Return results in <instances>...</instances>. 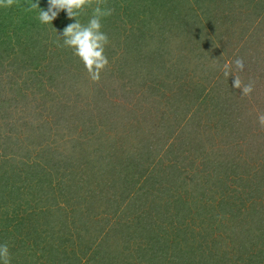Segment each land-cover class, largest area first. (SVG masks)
<instances>
[{
    "label": "rangeland",
    "instance_id": "1",
    "mask_svg": "<svg viewBox=\"0 0 264 264\" xmlns=\"http://www.w3.org/2000/svg\"><path fill=\"white\" fill-rule=\"evenodd\" d=\"M25 1L27 2V0H23V2L0 0V30L4 29V32L9 31L10 34L6 17L9 14L18 15L14 12L13 5H26L22 14L25 19H29L33 13L36 16L38 9L28 10V5L32 0L29 3H25ZM131 1L136 2V0H91L90 6H86L81 13L80 20L84 23L91 15L92 8L97 4L101 7L112 8V15L105 18L110 23L105 24H108V28L113 26L117 30L116 38L120 40H123L125 36L128 38L126 45L120 44L119 47H116L115 39L112 35H110L111 39L108 36V44L112 43V45L107 57L109 63L105 68L110 69H108V76L105 78L109 80L104 81L107 84L102 91L103 94L99 93L101 103L96 102L97 96L92 89L95 81L89 79L88 73L79 62V64L76 63L81 75L72 77L75 80L74 86L68 84L69 81L65 85L62 82L58 84L56 80H49L48 75L40 72L39 68H36V75H27L24 70L29 67V63L28 66L19 63L22 62V58H18L9 66L5 62L6 72H0V108L6 109V119L0 124V193L3 191L4 194L9 193L5 184L9 185L17 177L20 180L18 182L21 185L20 191L37 188L36 179L38 177L34 179L31 174L27 176L24 169L27 165L23 166V159L28 162L26 164L42 162L34 161V156L27 154L32 143H42L41 148H47L53 153L65 152L66 149H70V146L75 147L76 144L79 145L78 143L85 141L92 131L96 133V131L106 129L104 131L106 134L97 139L93 137L92 140H95L96 147L101 144L102 149L92 154L90 161L85 155H81V159L76 161L81 165L77 168H73L76 164L71 166L73 171L69 174L73 176L72 189L74 190L71 191L76 192L74 196H81L82 200L79 202L70 201L66 200L64 196L65 198L52 202L50 196L55 193L43 194L42 199L45 203L58 204L62 211H48L46 207L42 206L40 211L43 213L42 216L31 217L33 218V226H31V223L26 222L29 219H25L24 223L20 224L19 217L23 214L22 211L19 210L17 216L11 215V209L14 207L9 204L11 199L7 201L6 196L0 202V211L2 209L0 212V237L2 236L1 231L6 230L5 226L8 223L15 225L16 228L19 227V233H9L0 239V242L7 241L9 238L11 241L22 240L24 229L30 228L28 233L35 234L38 225L37 235L31 233L24 238L31 240L32 246L37 248L33 251L31 264H65L64 260L68 256L72 258L71 264H139L137 262L140 260L137 261L135 257L139 255L140 249H146L147 239L156 232L159 235L165 258H169V261L167 260L164 264H175L172 251H176L173 250V247L177 240L181 249L187 242L191 243L193 240L206 241L209 244L208 255L205 257H198V253H195V256L188 255L186 258L179 250L176 253V256L179 257L177 264H264V122H262V118H264V39L262 38L263 40L260 41L252 37L257 34L248 35L245 30L244 39L239 43L237 36L232 33L230 36L228 35V39L233 40L229 44L216 40L213 42L215 49L213 47L207 49L206 55L213 56L209 60L212 67L209 72L197 74L198 72L186 73L185 71L182 73L187 81L182 91L184 94L190 91L199 94L201 90L198 91L195 88H202L198 102L201 104L200 109L205 117L200 118L202 123H199L200 127L204 123V127L209 125L211 128H214L216 123L220 126L226 124L227 134L229 130L231 132L229 138L222 137L221 141L211 138L207 142L208 134H205V131L201 132L200 129H195L194 123L190 124L188 121L185 123L184 119L179 120L180 118L175 117L172 108L164 106L166 103L164 96H166L168 88L164 87L165 78L161 76L162 74L155 77L156 74L153 75L152 72L151 75L132 77L125 69H122L124 65L122 60L129 65L132 73L137 68L134 59L129 58L126 61L124 54L120 56L122 50L132 53L129 52L131 47L137 46L135 39L133 40L136 34V26L133 25L137 20H141V17H134V7ZM226 1L230 12L233 11L238 15L236 20H239L238 17L247 18L243 16V13L246 7L252 5V0ZM261 1L262 4L259 5L261 9L246 11L249 12L248 18L251 17L250 24L255 17H258L257 14L260 17L264 16V0ZM33 2H37V0H33ZM46 5L47 0H38L40 8H46ZM216 10L214 8L213 11ZM261 11L263 12L259 14L258 12ZM57 18L49 25L37 23L39 25L38 32L42 27L38 34L41 36V41H44L42 37H45L49 54L52 49L56 50L60 47V38L57 36V32L59 33L63 29L61 27L66 25L64 23L70 20L63 10ZM245 19H242L243 23ZM58 21L63 24L59 25ZM197 21L202 25L206 19L199 17ZM123 25L124 27H122ZM248 26L250 28V25ZM221 31L223 30L221 29ZM130 32L132 33L130 34ZM2 37L4 38V36ZM235 40H237L236 48L233 46ZM246 47L252 48L250 54L247 53ZM239 48L243 50L242 57L246 58L243 60V70H238L233 63L236 59H240ZM227 52L231 53L229 56L231 61H228L229 74H225L228 78V89L221 86V81L226 77L223 78L221 72L213 74L215 66L219 62L216 61L217 58L221 55L223 61ZM245 54H248L247 57ZM9 55L7 56L9 57ZM74 59L77 60L75 57ZM149 61L150 59L146 57L144 67L150 65ZM131 64L132 66H130ZM223 66L225 64L222 65V68ZM3 67L5 66L3 65ZM194 78L199 80L191 82V79ZM234 78L240 82L239 87L233 85ZM8 81L18 83L20 94L16 93L15 88H12ZM109 81H111L110 84H108ZM247 83L252 86V92L244 94L242 89L248 85ZM197 85L200 87H196ZM61 87L62 89H60ZM236 94H241L238 96L243 97L241 104L244 103L243 100L252 99L250 104L243 105L247 116V119H243L246 120L245 123L240 122L239 115L236 117L234 115L236 111L234 105H237L240 98H235ZM217 102L222 106L216 107ZM64 103H66V112L57 111L58 105ZM67 103L68 105L72 104L70 108L72 111H69ZM97 110L114 114L111 116L112 119L109 118L110 128H106L108 127L106 121L103 122L106 118L102 120L96 116ZM34 113L45 115L50 122L49 130L37 142L28 140L23 130L17 129L19 123L33 116ZM79 116H83L80 118L82 120H78ZM224 116H228V118H224ZM96 120L100 121L96 122ZM76 123H81L82 126ZM173 124L175 126H171ZM14 139L17 144L11 143ZM198 140L201 142L197 145ZM204 151L208 152L206 156ZM117 155L118 157H116ZM105 159H114L116 164L123 159V164L136 165L143 169V178L147 179V182L146 184L142 181L138 182L135 188L132 187L131 194L141 193L150 187L147 191L155 197V200L152 201L157 207L153 208L152 201L150 203L141 202L139 204H143V207L138 208L139 205L136 201L127 202L128 197H124L122 200L121 196L125 188L120 185V182H118V186H116L117 182H113L114 179H117L115 174L109 179L107 177L101 179L97 175L99 179L95 186L96 190H92L89 178L93 172L87 162L101 164ZM175 161L179 162L175 167L181 169L183 165L184 170L181 169L183 179L181 180L185 179L186 183L174 184L173 181L171 184L169 183L166 189L168 188L172 197L167 192L165 195H160L166 189H161L160 193H158L159 190L157 192L151 190L153 186L148 185L151 182V176L153 175V181H156L157 175L167 180L172 178L176 171L173 167ZM231 162H236L238 164L236 166H239L241 170L235 169ZM227 165L228 174L232 178H240L241 185L239 191L234 192L235 194L228 191V185L221 188L223 185L219 186L216 177L215 169ZM112 166L116 171L118 166ZM104 168L106 171L101 177L107 173L110 174L108 171L112 170L111 166ZM114 170L111 172L115 173ZM165 179L162 180L163 185L166 183ZM197 179H199V187L198 185L194 186ZM140 187L142 190L137 192ZM89 193L92 195L88 199H95L94 201H84L85 195H89ZM181 193L183 196H189V199L192 195H199L197 202L194 203L195 208L190 209L191 212L188 215L182 209L181 203L173 201L175 195L178 196ZM108 196L110 200L117 198L116 200L119 201L117 203L120 205L116 206L111 203ZM164 196L172 200H162ZM222 197L227 200L220 201ZM246 207H248V212L244 214L243 211ZM140 209L144 215H153L152 219L157 225L163 226V230H158L155 227L156 229L152 231L150 227L144 231L141 223L143 219L139 218ZM193 212L200 214L193 218ZM215 217L216 219L211 221ZM210 218L212 219L208 221ZM124 225L128 227L124 228ZM184 240L187 241L185 244H183ZM48 242L54 245L51 253L48 248L43 249V246L48 245ZM147 249L152 254L151 248L147 246ZM97 250L99 253L95 254ZM109 250L112 251L111 255L108 254ZM16 253L17 251H14V254ZM110 259L114 260V263L109 262ZM201 259H206V261L200 262Z\"/></svg>",
    "mask_w": 264,
    "mask_h": 264
},
{
    "label": "trees",
    "instance_id": "2",
    "mask_svg": "<svg viewBox=\"0 0 264 264\" xmlns=\"http://www.w3.org/2000/svg\"><path fill=\"white\" fill-rule=\"evenodd\" d=\"M19 1L23 2V0H19ZM29 1L30 0H27L28 3ZM27 2L25 1V3ZM131 3L134 7L133 8L134 17L135 18L141 17V20H137V22H135V24L133 25V26H136V34L134 33L135 36L133 40L135 39V43L137 44V46L133 45L131 47L132 49H130L129 52H132V53H128L126 50H122L120 56L124 54L126 56V59H125L126 61L129 60V58L134 59L136 62L135 64L137 68H135L134 69L135 72L132 73L129 68V65H127V63L124 60H122L120 57V59L124 62L122 69H125V71H127L132 77H143V76H146V74L151 75L152 72H153V75L156 74L155 77H158L159 75L162 74L161 76L165 78L164 87L168 88L167 89L168 94L166 93V96H164L165 101H166L164 106L167 108H172L175 117L180 118L179 120L184 119L185 123L186 121H188V123L190 122V124L194 123L195 129L197 130L200 129L201 132L205 131L204 133L208 134V139L206 140L207 142H209L211 138L212 139L217 138L219 139V141H221L222 137H226V138L231 137V132L229 130L227 134L228 128L226 124L224 123H223L224 125L222 126L216 123L213 126L214 128H211L209 125L204 127L205 123L202 125V127H200L199 123L202 124L200 122V118L205 117L204 114L202 115V110L200 109L201 104L200 102H198L199 96L202 92V88L201 89L195 88V90L196 89H198V91L201 90L199 94L197 93L195 94L193 91H190L187 94H184L182 91H183V88L186 86L187 81L185 80V75H183L182 73H185V71L186 73H189L191 71L198 72L197 74H201L202 72H209L212 69V67L210 66L211 63L209 62V60L212 59L213 56L208 57L206 55L207 49L209 47L210 48L213 47L215 49V47L213 46V42L216 40L222 43L228 42L229 44L233 40H230L231 38L228 39L229 38L228 35L230 36V34L232 33L237 36V40L239 43L242 42V40L244 39L243 33L245 32V30H246V33H248V35L257 34L252 37H255L256 39L260 41L263 40L264 39V33H263L264 32V18L262 17L264 16L260 17L257 14L258 17H255L254 21L251 22L250 24L251 17L248 18L249 12H246L249 9H261V6L259 7V5L262 4V1L252 0V5L246 7V10L244 11L243 16L247 17L246 18L247 20L245 18H240V17H238L239 20H236V17L238 15H236L235 12L233 11L230 12V9L227 7L228 2L226 0H136V2L131 1ZM246 5L248 4L246 3ZM214 8H216L217 10L213 11ZM13 9H14V12L18 13V15L14 16L12 14L11 15L9 14V16L6 17V19L8 20L7 28L8 30L11 31L10 34L8 33L9 31L4 32V29L0 30V41H1L0 54H6V55L0 56V72H6L5 62H7L9 66V65H12L13 62L18 60V58H22L21 59L22 62H19V63L23 65L24 64L27 65L29 63V67H27V69L24 70L27 75H32V76L36 75L37 73L36 68H39L40 72H42L43 74L46 73L48 75L49 80H52V81L56 80L58 84L59 82H62V84H65V85L69 81L68 84L70 85L73 84L74 86L75 80L72 77L81 75V71L79 70V66H78L80 62L74 59V56L72 55L69 49H66L63 47H59L56 50L52 49L51 53L49 54L48 53L49 47L47 46L48 44L46 43L45 37H42L44 41H41V36L40 34H38L41 32L42 27L39 29V32H38L39 22L36 19L35 13H33L29 17V19L28 18L25 19L24 15H22L24 10L26 9L25 4H21L19 6L13 5ZM262 12L263 11L258 12V13L260 14ZM199 17H203L204 19H206V22L205 21H204L205 23L202 22L203 23L202 25L199 24L198 22L199 20L197 21ZM242 19H245L244 23ZM71 22H72L71 20H68L67 23H64V24L67 25L68 23H71ZM102 23H103L102 30L106 32V34L109 36L110 39H111L110 35H112L113 39H115L116 47H119L120 44H123V46L126 45V42H128V38H126L127 36H125L123 40L116 38L117 30L113 26L108 28V24H105V23H110V22L105 20L104 18ZM58 24L61 25L63 24V22L58 21ZM66 25H63L61 28H64ZM248 25H250V28ZM122 27H124V25ZM193 27L194 29L192 30ZM221 29L223 31H221ZM131 33L132 32H130V34ZM2 36H4V38ZM237 40H235V43L233 45L235 48H236L235 45H236ZM249 40H250V37H249ZM111 45L112 43L107 44L105 46V54L107 57L110 54ZM250 49L252 48L246 47L248 54H250ZM242 52L243 50L239 48L238 54L240 55V60L243 61L246 58L242 57L241 55ZM248 54H245V56L247 57ZM7 55H9V57ZM229 56H231V53L228 54L227 52L225 54V58L223 61H222L223 56L220 55L217 58L216 61H219V62L216 64L213 74L217 72H221V75H223V78L226 77L225 76V66H223L222 68V65L223 64L228 65V61H231ZM146 57L150 59L149 62L151 63L149 66L144 67V61ZM76 62L77 63L79 62V63L77 64ZM72 64L73 66H71ZM3 65L5 67H3ZM130 66H132V64ZM75 69L77 70L74 72ZM108 69L110 68L102 70L100 79L98 81H95V85L92 88L95 91V94L97 96L96 102H99V103L102 102V100H100V97H101L100 94H103L102 91L105 89L106 84H107V82H104V81L109 80L105 78L108 76L107 74ZM155 71H158V72H155ZM70 80H72V82H70ZM196 80H199V79L197 78L191 79V82L196 81ZM8 83H11V82L8 81ZM110 83L111 81L108 82V84ZM221 83H222L221 86H224L226 89H228V78L227 77L223 79ZM11 87L15 88L16 93L20 94L19 92L20 87L18 83L12 82ZM196 87H200V86L197 85ZM60 89H62V87ZM238 95H241V94H236L234 96L235 98L240 97L238 99L237 105H234L235 110H236L234 112V115L235 117L236 115H239V120H241L240 122L245 123L246 120H243V119H247L246 118L247 116L245 114L246 109L243 105L246 103L250 104L252 99L248 101L243 100L244 103L241 104L243 97L238 96ZM69 105H68V109L72 107V104H69ZM218 106L221 107L222 106L221 103L217 102L216 107ZM66 110H67L66 103L58 105L57 111L59 112L62 111V113H64L66 112ZM69 111H72V110L70 109ZM95 113H96V116L98 118H102V120L106 118L103 121V122L106 121L108 123V127L106 128L111 127L109 118H111V116L114 115L112 112L107 114L108 113L107 111L103 112L101 110H97ZM5 117H6V109L2 107L0 108V124H2V122L5 121L6 119ZM225 117L228 118V116H224V118ZM80 118H83V116H79L78 120H82ZM98 121L100 120H96V122ZM129 122L130 120L128 121V123ZM240 122L238 124H240ZM46 123L48 124L49 127L47 126ZM49 123L50 122L46 118L45 115L34 113L33 116L23 120L22 123H19L18 125L19 128L17 129L23 130V133L27 135L28 140L30 141L36 140L35 142H37V140L41 138L42 135L45 134L47 130H49L50 128ZM76 124L82 126L81 123H76ZM171 126H175V124ZM104 131H106V129L103 131H99V132L96 131V133L92 131L91 133H89V135L87 136L88 138L85 141H81L80 143H78L79 145L76 144L75 147H73V145L70 146V149H66L65 152L53 153L49 151L47 148H41L40 146L42 143H32V146L28 149L27 154H32L34 156V159H33L34 161H38V162L42 161V162L39 164H36L37 162L36 163L31 162L32 164H26L28 162H26V159H23V166L27 165V167H24L26 171L25 174L27 176L31 174V176L34 179L35 177H38L36 179L38 183L37 188L36 189L27 188L25 190L20 191L21 185L18 184L20 180L17 177L9 185L5 184L9 193L4 194V191L0 193V202L7 196L6 198L7 201L11 199V202L9 204L13 205L14 207L13 209H11V212H10L11 215L17 216L18 211L20 210L23 212V214L19 217L20 224L24 223L25 219H29V221H26V222L31 223V226H33L32 224L33 218L31 217H34L37 215L42 216L43 213L40 212L42 206L46 207L48 211L61 210V207H59L58 204H48V202H46L47 203L46 204L45 201L42 199L43 194L55 193L53 194V196H50L52 202L57 201V199L60 200L64 196L66 197V198L64 197L66 200L75 201V202L81 201L82 200L81 196H74L76 192H72L74 191L72 189V185H73L72 177L73 176L72 174H69L73 171L71 166H74V164H76L73 168H77L79 165H81L79 163L78 164L76 163V161L81 159V155H85L87 159H89L90 161L91 155L98 152V150L102 149V145L99 144L96 147V143L94 142L95 140L93 141L92 139L94 138L97 139L101 135L106 134ZM20 142L22 143V141ZM200 142L201 140H198L196 144L198 145ZM207 142L206 143L202 142V143L208 144ZM11 143L17 144L15 139ZM206 149L207 148H205V150ZM207 150L209 151V149ZM204 153L206 156L208 152L204 151ZM120 155L121 153L119 154V156ZM35 157H36V160H35ZM116 157H118V155ZM89 161L87 163L89 164L91 171L93 172V174L89 178L91 185H92V188H91L92 190H96L95 186H97V180L99 179L98 176L101 179L102 178L104 179L105 177L109 179L111 178V176L115 174V176H117V179H114L113 182H117L116 186H118V182H120V185H123V188H125L121 196L122 200L124 199V197H128L127 202L136 201V203L139 205L138 208L143 207V204H139L141 202L150 203V201L155 200V197L150 195L147 191L148 188L150 187H148L145 191L141 193H137V194L133 193V195L131 194L132 187L135 188L138 182L140 181H142V183L145 182L144 184H146L147 182V179L145 180V178H143V175H144L143 169L136 167V165L134 166L131 165L132 166L131 167L129 164H123L124 163L123 159L118 164H116L114 159L113 160L105 159V161L101 164H94ZM238 162H240V160H238ZM231 163L235 169L237 168V170H241L239 166H236L238 165L236 162L234 163L231 162ZM177 164H179V162L175 161V164L173 165V167L178 166ZM112 165H115V167L118 166L116 171L113 169ZM105 166H111L112 170H114L115 173H112L111 172L112 170L111 171L109 170L108 172H110V174L107 173L106 175L101 177L104 171H106L104 168ZM119 167L120 169H118ZM183 168L184 167L182 165L181 169ZM181 169H179L178 167H175L176 171L173 173L172 178L170 177L171 179L169 178L168 180L160 175H157L156 181H153V175H152L151 182L148 185L153 186L151 187V190L156 191V192L157 190H159L158 193H160L162 191L161 189L163 190L166 189V187H168L169 183L171 184L172 181L174 184L184 183V182L186 183L185 179L181 180L183 179L181 177V174H183ZM215 171H216V177L218 178L219 186L223 185L221 188H224L225 185L226 186L228 185V191L232 193L239 191L238 189H239V186L241 185L240 178L239 177L232 178L231 175L228 174V165L225 167H217ZM66 174H69V175H66ZM227 174L230 175V177H228ZM163 179H165V182H166L165 185L162 184ZM195 185H198L199 187V179L195 181L194 186ZM141 190H142V187H140V189L137 192ZM166 192L170 196L168 188L165 190V192L161 193L160 195H165ZM91 195L92 194L90 193L89 195L86 194L84 197V201H88V202L94 201L95 199L94 200L88 199V197ZM108 198L110 200L109 196ZM198 198H199V195H192V197H190L189 199V196L187 195L183 196L181 193L178 196L175 195L173 201H175L176 203L177 202L181 203L182 209H184V211L188 215V213L191 212L190 209H193V207L195 208L194 203L197 202L196 200ZM116 199L117 198H114V199L112 198L110 201H112L111 203H113L114 205L119 206L120 203H117L119 201ZM162 200L171 201L172 199H169V197L164 196ZM222 200H227V198L222 197L220 201ZM151 203L154 204L153 208L157 207L154 201H152ZM243 212L244 214L245 212L247 213L248 207H246V209L244 208ZM199 214H200L199 212H193V216L191 214L190 215L194 218L198 216ZM152 216L153 215L151 216L147 214L144 215V213L140 209L139 218L143 219L141 222L143 224V230L147 231L150 227L152 231L156 229L155 227H157L158 230H163L164 227L157 225L152 219ZM155 218L157 219L158 217H155ZM135 219H136V216H135ZM211 219L212 218L208 219V221ZM215 219L216 217L213 218L211 221ZM139 224H140V221H139ZM206 225H205V229H206ZM5 227L7 228L6 230L1 231L2 236L0 237V239H3V237L8 235L9 233L12 234V232L19 233L18 232L19 227L16 228L15 225L13 226L10 223H8V225ZM123 227L125 228L128 226L124 225ZM28 229L26 230L24 229L23 237L21 238L24 239L26 238V236L31 235L32 232L28 233L29 231ZM37 232H38V225L36 227L35 234L34 233L32 234L37 235ZM9 239L7 241L3 240L0 243H7L9 246L10 264H31L33 251L37 249L36 247L32 246V241L26 240V239L11 241ZM15 241H18V242H15ZM174 241H176L175 238H174ZM183 242H184L183 244H185L187 241L184 240ZM50 243L51 242H48V245H44L43 249L45 250L46 248H48V250L51 253L52 247L54 245L52 243L51 245ZM150 244L152 245L150 246ZM145 245H146V249L145 250L140 249L139 255L135 257L137 261L140 260V262H137V263L139 264H164V262H167V260L169 261V258L166 259L165 255L162 252V244L160 243L159 235L156 234V232H154L152 236H149V238L147 239V244ZM147 246L151 248L152 254H150L147 251L148 250ZM180 246L181 245H179V241L177 240L176 245L173 247V250H176V251H172V257L174 258L173 260L175 261V264H177V261L179 258L176 256V253H178L179 250L186 258H188V255L195 256V253H198V257L199 256L205 257V255L206 256L208 255L207 249L209 247V244L206 243V241L203 242V241L193 240L191 243L187 242L185 244V247H182V249ZM223 246L225 247V245ZM14 251H17V253L14 254ZM110 252L112 251L110 250L108 251L109 255H111ZM50 253L48 252L49 255ZM97 253H99L98 250L95 252V254ZM18 256H21V257H18ZM14 257H18V258H14ZM180 259H182V257H180ZM204 261H206V259L200 260V262H204ZM64 262L65 264H71V262H73L71 256H68V258H65ZM109 262L114 263V260L112 261L110 259Z\"/></svg>",
    "mask_w": 264,
    "mask_h": 264
},
{
    "label": "clouds",
    "instance_id": "3",
    "mask_svg": "<svg viewBox=\"0 0 264 264\" xmlns=\"http://www.w3.org/2000/svg\"><path fill=\"white\" fill-rule=\"evenodd\" d=\"M91 0H47L46 8H40L37 2L28 5V10L38 9L36 19L42 25L52 24L63 10L66 17L72 22L68 23L57 36L60 38L59 46L69 49L72 55L82 64L88 73L89 79L98 81L102 70L109 61L105 55V46L109 38L103 29V19L113 13L112 8L101 7L97 4L92 8V13L87 21L82 23L79 17L86 6H90ZM238 70H243L244 63L240 59L233 62ZM230 65H225V74H229ZM240 82L234 78L233 85L239 87ZM244 94L252 92V86L245 85ZM264 122V118H262ZM0 264H10V252L7 243H0Z\"/></svg>",
    "mask_w": 264,
    "mask_h": 264
}]
</instances>
